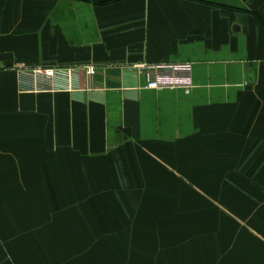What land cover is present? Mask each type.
I'll list each match as a JSON object with an SVG mask.
<instances>
[{"label": "crops", "instance_id": "0c3cea01", "mask_svg": "<svg viewBox=\"0 0 264 264\" xmlns=\"http://www.w3.org/2000/svg\"><path fill=\"white\" fill-rule=\"evenodd\" d=\"M0 66V264H264V0H0Z\"/></svg>", "mask_w": 264, "mask_h": 264}, {"label": "built area", "instance_id": "2783aa9c", "mask_svg": "<svg viewBox=\"0 0 264 264\" xmlns=\"http://www.w3.org/2000/svg\"><path fill=\"white\" fill-rule=\"evenodd\" d=\"M147 71V88L164 89V88H185L189 90L193 86L191 77L192 66L190 64H176L166 66H146L141 65ZM1 69V66H0ZM82 71L89 75L96 72V68L92 65L84 66H50L38 68L25 72L26 75L38 80L39 78H47L51 80L53 87L60 90H73L75 84Z\"/></svg>", "mask_w": 264, "mask_h": 264}, {"label": "rangeland", "instance_id": "374dc122", "mask_svg": "<svg viewBox=\"0 0 264 264\" xmlns=\"http://www.w3.org/2000/svg\"><path fill=\"white\" fill-rule=\"evenodd\" d=\"M255 187H256V186H254V188H252V189H255ZM250 194H251V193H250ZM238 203L241 204V203H243V202H238ZM247 203L249 204V202H247ZM255 203H256V202H255ZM248 204H247V207H246V208H248V210H250V206H249Z\"/></svg>", "mask_w": 264, "mask_h": 264}]
</instances>
